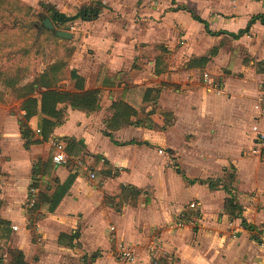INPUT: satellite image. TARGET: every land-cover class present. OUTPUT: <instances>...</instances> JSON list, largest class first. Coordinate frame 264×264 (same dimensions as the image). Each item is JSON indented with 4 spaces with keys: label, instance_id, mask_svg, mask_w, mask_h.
<instances>
[{
    "label": "crops",
    "instance_id": "crops-1",
    "mask_svg": "<svg viewBox=\"0 0 264 264\" xmlns=\"http://www.w3.org/2000/svg\"><path fill=\"white\" fill-rule=\"evenodd\" d=\"M262 1L99 0L94 21L104 10L108 20L86 32L91 54L70 68L83 91L99 90V108L58 104L64 120L41 140L46 116L29 120L24 139V112L0 103V264L17 251L26 264H149L151 246L165 264H264V141L252 154V127L264 132ZM114 14L124 18L118 28ZM119 102L127 123L109 128ZM69 140L83 151L53 164V143ZM71 170L54 211L44 204L31 215L30 199L49 198ZM229 198L240 215L226 211ZM175 221L185 228L168 229ZM74 233L72 246L59 241Z\"/></svg>",
    "mask_w": 264,
    "mask_h": 264
},
{
    "label": "rangeland",
    "instance_id": "rangeland-1",
    "mask_svg": "<svg viewBox=\"0 0 264 264\" xmlns=\"http://www.w3.org/2000/svg\"><path fill=\"white\" fill-rule=\"evenodd\" d=\"M97 3H100L99 0H0V93L3 94L1 104L20 110L21 100L14 93V88L32 83L53 65L57 67L56 87L66 91L72 89L73 84L69 79L71 65L83 56L91 54L86 44V32L92 26H97L96 24L99 26V22L107 21L108 17H103L104 10L97 21L78 20L66 26H58L57 29L60 30L69 27V31L77 35L76 40H65L42 30L41 16L49 15L46 6L72 15L82 6ZM127 3L129 2L122 3L125 9H129L130 4ZM109 20L118 28L124 18L114 14ZM6 80L16 82V87L8 89ZM39 91H42V88L35 86L36 96Z\"/></svg>",
    "mask_w": 264,
    "mask_h": 264
},
{
    "label": "trees",
    "instance_id": "trees-1",
    "mask_svg": "<svg viewBox=\"0 0 264 264\" xmlns=\"http://www.w3.org/2000/svg\"><path fill=\"white\" fill-rule=\"evenodd\" d=\"M102 8L103 6L100 3H97L94 5L82 6L73 15H65L52 7L46 6V10L49 14L48 18L55 26V28H57L58 26H66L67 24H71L78 20L88 22L94 21L98 18ZM56 68L57 67L54 65L50 66L47 72L38 77L32 83L21 86L20 88H14L13 90L16 96H18L17 98L21 100L20 110L24 112L19 122L20 132L24 139L30 137L31 130L28 126V122L35 115H44L48 118H41L39 122L41 140L48 139L52 134L55 126L60 124L64 120L65 113L63 112V110L57 109V105L60 103L68 104L72 109H76L85 113L96 111L99 108V90L93 89L89 91H83V79L79 77L73 70L70 71V76L71 79L75 82L74 88L78 92H69L56 87ZM11 82L12 80H6L5 85L13 89V87H16V82ZM35 86H39L42 88V91H39L37 96L34 94ZM1 102L2 100L0 99V103ZM129 108L130 107L128 105H124L121 102L115 104V113L113 118L109 122V128L119 127L127 123L120 121V118L125 114H129ZM114 124L116 126H114ZM30 143L31 142H26L25 145L27 146ZM83 148L84 146L81 142L75 143V141L69 140L65 151L68 158L72 156V154H74V158L77 159L83 151ZM80 163L81 162L79 161L78 164ZM73 170H71V173L67 180L56 189L53 195H51L49 198L45 197V200L42 198L33 200V203L29 209V213L31 215H33L36 211H42V209L44 208V204H48V209L45 210L46 212L50 213L54 211L75 178ZM34 172H37L36 169H33V173ZM213 186L214 183L212 184L211 182L210 187ZM128 189L131 191V194L135 196L143 194L144 191H150L149 188H146V190L143 191H138L134 188H125L123 192ZM39 200H41V205L39 204ZM225 209L226 211H230L231 213L239 214V212H237L238 208L236 205H234L233 199L231 198L225 201ZM32 219L33 217H31V220ZM241 223L243 227L249 228L244 220H242ZM29 227H31V225ZM77 237L78 233L71 234L70 236L61 235L59 236V241L62 238H66L68 239V245L72 246L73 241L77 239ZM11 264H26L22 252H16Z\"/></svg>",
    "mask_w": 264,
    "mask_h": 264
},
{
    "label": "built area",
    "instance_id": "built-area-1",
    "mask_svg": "<svg viewBox=\"0 0 264 264\" xmlns=\"http://www.w3.org/2000/svg\"><path fill=\"white\" fill-rule=\"evenodd\" d=\"M204 83L206 84V86L208 87H212L213 86V82L211 80V78L208 76V74L204 75ZM263 99H259V102H262ZM252 131L254 133L255 136V140H256V147L252 150V154H260V149H259V145H261L264 141V132L262 130H260L257 126H253L252 127ZM37 133H40V130H36ZM258 144V145H257ZM53 146L55 148V152L52 155V163L55 165H64L68 162V156L66 154L65 151V147L62 143L60 142H55L53 143ZM87 171L89 172V177L90 179L94 178V174L91 172L92 170L86 166ZM90 169V170H89ZM33 192V191H32ZM32 200V199H31ZM29 202V205H32L33 200ZM186 224L183 221H175V222H171L168 224V229L170 230H179V229H183L185 228ZM13 230H16L17 227H12ZM259 246L261 248L264 247V240H262L261 242H259ZM118 254L121 258H123L126 261L132 262L134 259L133 253L131 251V249L127 246L124 245V243L122 241H120L118 243ZM149 252L151 254H153L152 259L150 260L149 264H165L163 262H161L159 259H157L156 257H154V252H155V247L151 246L148 248Z\"/></svg>",
    "mask_w": 264,
    "mask_h": 264
},
{
    "label": "water",
    "instance_id": "water-1",
    "mask_svg": "<svg viewBox=\"0 0 264 264\" xmlns=\"http://www.w3.org/2000/svg\"><path fill=\"white\" fill-rule=\"evenodd\" d=\"M42 30L49 31L53 36L59 38V39H71L72 35L69 32V27H65L64 29L60 30L55 28V26L52 24L50 19L47 16L42 15Z\"/></svg>",
    "mask_w": 264,
    "mask_h": 264
}]
</instances>
